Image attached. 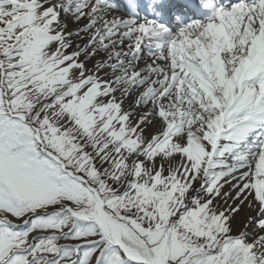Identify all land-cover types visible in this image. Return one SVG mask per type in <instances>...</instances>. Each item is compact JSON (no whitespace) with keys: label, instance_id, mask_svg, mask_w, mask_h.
Here are the masks:
<instances>
[{"label":"snow or ice","instance_id":"1","mask_svg":"<svg viewBox=\"0 0 264 264\" xmlns=\"http://www.w3.org/2000/svg\"><path fill=\"white\" fill-rule=\"evenodd\" d=\"M119 12L0 0V264H264V0Z\"/></svg>","mask_w":264,"mask_h":264},{"label":"bare ground","instance_id":"2","mask_svg":"<svg viewBox=\"0 0 264 264\" xmlns=\"http://www.w3.org/2000/svg\"><path fill=\"white\" fill-rule=\"evenodd\" d=\"M73 27H76L75 25H73ZM145 64L144 63H140V66L143 67Z\"/></svg>","mask_w":264,"mask_h":264},{"label":"rangeland","instance_id":"3","mask_svg":"<svg viewBox=\"0 0 264 264\" xmlns=\"http://www.w3.org/2000/svg\"><path fill=\"white\" fill-rule=\"evenodd\" d=\"M238 219H242V217H238Z\"/></svg>","mask_w":264,"mask_h":264}]
</instances>
